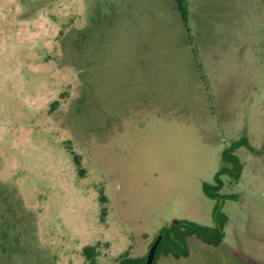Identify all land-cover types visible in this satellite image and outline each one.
<instances>
[{
	"label": "rangeland",
	"instance_id": "374dc122",
	"mask_svg": "<svg viewBox=\"0 0 264 264\" xmlns=\"http://www.w3.org/2000/svg\"><path fill=\"white\" fill-rule=\"evenodd\" d=\"M187 1L0 0V264H264V0Z\"/></svg>",
	"mask_w": 264,
	"mask_h": 264
},
{
	"label": "trees",
	"instance_id": "16d2710c",
	"mask_svg": "<svg viewBox=\"0 0 264 264\" xmlns=\"http://www.w3.org/2000/svg\"><path fill=\"white\" fill-rule=\"evenodd\" d=\"M176 8L179 11L182 21L188 23V1L187 0H175ZM188 27V25H187ZM188 29V28H187ZM247 144V141H236L228 149L223 150L222 159L225 162V165L221 167L215 178V184L209 185L204 184L205 193L213 198H220V190L224 186L222 180V175L230 174L235 181H238L241 177V168L242 164L239 161V158L233 154V151L238 147ZM248 145V144H247ZM75 162L79 168L81 174H85V169L82 166L81 158L78 155L74 156ZM226 163H232V169L229 168ZM224 197H233V195H224ZM106 197L101 196V201L106 202ZM103 208V212H105ZM196 236L203 240L207 244L219 245L225 238V231L223 224H217L213 227L199 225L193 222L180 221L168 230H165L164 236L158 246L157 254L153 264H157V259L161 256H173L174 258L187 257L190 254V248L188 245V238L191 236ZM99 247L98 245H88L84 248L83 254L85 256L86 264H98L99 256Z\"/></svg>",
	"mask_w": 264,
	"mask_h": 264
},
{
	"label": "water",
	"instance_id": "95a60500",
	"mask_svg": "<svg viewBox=\"0 0 264 264\" xmlns=\"http://www.w3.org/2000/svg\"><path fill=\"white\" fill-rule=\"evenodd\" d=\"M154 258V257H153ZM149 264V263H148Z\"/></svg>",
	"mask_w": 264,
	"mask_h": 264
}]
</instances>
